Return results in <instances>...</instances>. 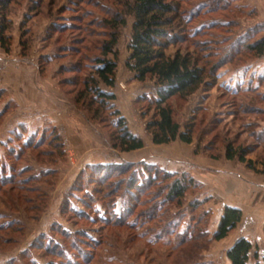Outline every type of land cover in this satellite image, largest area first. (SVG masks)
<instances>
[{
    "label": "rangeland",
    "instance_id": "1",
    "mask_svg": "<svg viewBox=\"0 0 264 264\" xmlns=\"http://www.w3.org/2000/svg\"><path fill=\"white\" fill-rule=\"evenodd\" d=\"M168 1L178 3L184 21L182 28H175L173 37L184 40L171 44L167 54L173 55L178 49L198 58L206 75L194 93L169 99L173 117L180 124L193 122L194 154L226 159L224 146L233 142V146L246 149V158L256 162L258 171H253L264 173V54L258 56L244 48L246 41L264 34V22L257 23L251 11L253 1L260 4L264 0ZM124 3L125 0H10L5 20H10L11 44L8 52L0 47V79L7 77V73L2 75L4 70L14 68L13 63L19 61L16 55L34 54L40 68L55 66L57 71L63 64L65 69L58 76L55 71L54 79L75 106L71 94L65 93L73 86L62 87L58 79L81 87L86 76L93 73L94 56L99 53L95 41L105 38L97 24L114 12H124ZM35 4L37 8L32 9ZM72 24L77 27L72 29ZM131 24L132 16L126 15L116 47L117 66L129 55ZM58 34L59 40H55ZM215 64L218 67L210 75ZM116 71L115 86L123 90L124 85L117 83ZM135 81L140 84L141 95L132 105L146 123L153 113L151 99L156 95V86L151 78ZM114 100L115 97L111 104L116 108ZM132 105L129 104L131 109ZM16 109L5 91L0 92V264H174L170 249L176 243L175 234L179 232L180 236L182 228L190 223L197 230H206L208 238L216 230L217 213L207 209L203 188L193 179L196 185L186 191L183 206L179 211L174 207L169 210V214H176L177 233L154 240L159 227L168 232L172 226L164 227L159 218L148 220L147 209L159 202L154 201L157 189L170 179L163 181L158 172L154 184L132 192L127 187L130 176L134 174L135 180L140 181L148 174L144 165H151L125 161L114 165L129 163L130 170L104 182L100 173L88 168L90 165L75 177L81 163L75 160L77 154H70L64 147L60 150L55 138L57 128L39 122L25 126L22 123L30 118ZM78 111L82 123L81 115L92 123L84 111ZM102 118L105 123H92L97 127L96 147L88 154L92 152L93 156L106 152L108 145L111 148L108 134L114 130L111 123L116 117L106 108ZM117 154L103 157L114 159ZM11 185L16 190L9 191ZM15 193L21 197L18 201ZM129 198L134 210L125 214ZM195 201L198 205L190 210L189 203ZM231 232L225 239L209 240L207 248L199 251V260L204 264H229L227 249L244 237L252 244L249 264H262L264 223L246 220Z\"/></svg>",
    "mask_w": 264,
    "mask_h": 264
},
{
    "label": "trees",
    "instance_id": "2",
    "mask_svg": "<svg viewBox=\"0 0 264 264\" xmlns=\"http://www.w3.org/2000/svg\"><path fill=\"white\" fill-rule=\"evenodd\" d=\"M9 1L0 0V11H2L0 12V47L5 52L9 51L11 44L8 34L11 24H9L10 20H5ZM124 7L126 8L124 12H114L109 18H105L97 24L98 27L103 29L105 38L98 42L95 41L99 53L94 56L93 73L86 76L81 82V87L75 88L74 83L64 78L58 79V83L62 87L73 86L65 93L67 95L71 94L72 103L77 109L84 111L86 117L92 123H105L102 113L106 108L110 109L111 114L116 117L111 123L114 130L108 134L111 148L118 151H130L143 147L142 138L128 129L125 118L111 104L114 95L104 91L101 87V84L108 88L115 85L118 56L117 42L121 28L126 24V15H130L132 16V24L130 39L127 44L129 55L125 60V66L133 72L136 80L143 82L147 78H151L156 86V95L151 99L154 109L150 119L145 123V131L150 135L152 142L157 145L167 144L177 139L184 143H191L194 135V124L188 120L180 124L175 120L169 99L174 96L186 97L194 93L204 83L206 75L203 66L198 64V58H193L188 53H181L178 49L173 55L167 54V49L171 44L184 40L181 37H173L176 36L175 28H182L184 23L183 19L180 18L178 3L175 4L168 0H125ZM34 8H37L36 4L32 6V9ZM251 11L256 16V10L251 8ZM76 27L75 24L71 25L72 29ZM59 36L60 34L56 35L55 40H59ZM20 37L19 42L22 45V35ZM49 38H52V34ZM244 48L258 56L264 54V34L246 41ZM217 67V64L212 67L210 75L214 74ZM64 69L65 66L60 65L56 71L57 76ZM55 138L58 139L56 143L61 150L63 142L58 133L55 134ZM224 147V157L227 160L236 159L245 163L249 169L258 171L255 168L256 162L246 158V149L233 146V142L226 143ZM211 157L216 158L217 156L211 154ZM259 160L262 162V159ZM262 163L264 164V162ZM145 167L148 168V174L142 177L140 181L135 180L134 174L130 176L127 183L128 190L135 193L141 192L143 185L149 187L158 180V172L161 173L163 181L170 179L169 183L165 182L163 187L157 189L154 201L159 202L147 209L148 220L159 218L162 219L164 227L166 225L172 226V229L168 232L163 230V227H159L154 239L157 241L165 234L177 233L175 229L179 224L174 220L176 214H169V210L174 207L179 211L180 207L183 206L186 191L191 186H195L196 183L191 176L185 173L178 175L163 171L155 166L144 165ZM88 168L100 173L104 182L116 174L121 175L129 171L131 164L127 163L121 167L114 164L90 165ZM261 171H264V168ZM143 180L146 181L142 182ZM8 190L14 191L16 187L11 185ZM163 192L165 193L163 194ZM132 195L135 194L132 193ZM15 196L16 201L21 198H19L18 193H15ZM131 203V198H129L126 206H124L123 213H133L134 203ZM195 205H198L196 201L189 203L188 207L191 210ZM207 213L205 211L203 214L206 215ZM138 216L145 217V214H138ZM241 216L240 209L224 206L217 228L210 238H208L206 230L201 228L197 230L190 223L187 224L182 228L180 236L178 235L179 232L175 234V238L177 237L176 243L170 249L173 252L172 261L174 264L206 263L199 260V251L207 248L209 240H220L226 237L239 223ZM201 237H203V241L199 243ZM251 251V242L244 237H240L227 249L226 257L230 264H249ZM253 257H255V254H253ZM262 262L264 264V258ZM254 264L261 263L255 261Z\"/></svg>",
    "mask_w": 264,
    "mask_h": 264
},
{
    "label": "crops",
    "instance_id": "3",
    "mask_svg": "<svg viewBox=\"0 0 264 264\" xmlns=\"http://www.w3.org/2000/svg\"><path fill=\"white\" fill-rule=\"evenodd\" d=\"M252 3L257 12L255 19L264 22V1L260 4L255 1ZM17 56L15 57L19 61L13 63L14 68L2 72L3 76L7 73V77L0 79L3 83L0 85V92L5 91L7 98L17 105L16 111L19 114L23 113L30 118L22 123L25 126L39 122L41 125L57 128V133L63 139L64 149L70 154V151L77 154L75 160L81 163L75 177L85 166L119 164L124 161L155 166L169 173H185L200 183L203 188L202 196L207 198L205 206L217 213V225L224 206L240 209L242 216L239 223L246 220L264 223V173H256L245 163L238 161L196 155L193 152L194 143H184L177 139L167 144H154L145 131L144 120L132 105L141 95V90L138 89L140 84L135 81L133 72L125 66V61L118 64L116 71L117 83L123 84L124 89L120 90L115 85L102 89L114 95L116 109L125 118L128 129L142 138L143 147L119 153L108 145L105 147L106 152L93 156L88 151L96 147L97 127L82 115L84 124L80 121V112L69 103L54 79L56 67L41 69L34 54L29 57ZM111 153H118L117 158L104 159V154L107 157ZM71 161L74 162L73 159ZM231 234L232 232L227 237Z\"/></svg>",
    "mask_w": 264,
    "mask_h": 264
}]
</instances>
